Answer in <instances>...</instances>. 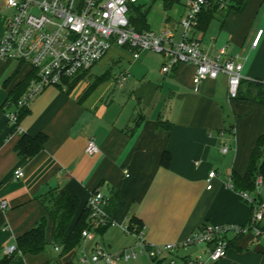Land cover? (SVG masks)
Returning <instances> with one entry per match:
<instances>
[{"label":"crops","instance_id":"crops-1","mask_svg":"<svg viewBox=\"0 0 264 264\" xmlns=\"http://www.w3.org/2000/svg\"><path fill=\"white\" fill-rule=\"evenodd\" d=\"M173 1L169 8L164 0H140L136 5L148 8L151 30L172 31L179 40L189 0ZM9 12L5 0H0V40ZM196 24L191 36L200 40L208 55L216 56L227 47L224 57L243 63L244 93L255 82L264 83V0H247L241 12H220L205 32ZM153 53L145 51L136 59L129 48H111L95 65H112L103 77L90 84L86 81L90 69L71 90L74 79L36 95L19 121L22 131L10 124L7 113L13 107L7 101L20 82L32 78L33 70L28 64L0 58V203L8 204L0 209V259L5 246L15 244L19 235L47 216L41 199L52 190L66 191L79 200L68 233L97 188L110 201L117 199L111 212L114 225L95 231L92 239L82 240L63 256L59 257L62 248L56 250L51 242L48 250L22 254L14 264H50L52 257V264L74 263L97 242L112 253L133 248L136 237L127 234L124 226L134 218L141 220L145 240L154 245L181 243L206 223L250 224L252 206L227 184L234 171L244 176L252 150L264 134V104L230 99L225 73L196 85L192 64L163 72L166 57L152 58ZM122 75L126 76L123 86L118 82ZM39 133L47 135L43 149L33 156L20 154L17 145L23 134ZM91 140L99 148L95 154L86 151ZM225 142L231 147L226 154L221 150ZM20 168L25 175L16 178ZM213 170L217 176L209 189ZM52 227L49 220L48 240ZM231 242L227 255L215 262L203 245H190L166 251L159 259L142 255L115 264H264L263 237L251 231Z\"/></svg>","mask_w":264,"mask_h":264},{"label":"built area","instance_id":"built-area-1","mask_svg":"<svg viewBox=\"0 0 264 264\" xmlns=\"http://www.w3.org/2000/svg\"><path fill=\"white\" fill-rule=\"evenodd\" d=\"M140 0H5L12 14L7 20L3 37L0 40V58L17 60L31 66L33 73L28 87L17 104L7 113L12 127L22 131L19 125L20 110L29 108L36 95L48 86H59L77 78L92 69L103 60L114 45L129 48L138 59L145 51L163 54L167 61L163 72H170L179 64L189 63L195 67L193 81L199 85L207 78L216 79L221 73L228 76L229 98L239 96L242 82L243 63L232 57H224L227 47L220 49L216 56L208 55L201 47L199 39L191 32L199 13L208 6V0H189L188 14L181 20L183 36L174 39V33L168 30L138 31L130 21L132 7ZM262 30L254 41L259 42ZM125 75L120 76L123 86ZM234 133V129H233ZM224 154L231 150L228 142L221 148ZM86 151L95 154L99 151L93 140L89 141ZM25 175L23 169H17L16 178ZM217 176L211 171L208 176V188L213 187L212 180ZM264 186V177L257 174L253 191L236 190L232 178L227 184L248 202L253 209L250 224H209L206 223L185 241L177 244L154 245L143 236V229L131 223L124 231L136 237L135 247L112 253L97 242L91 252H85L77 262L71 264H115L120 260L131 262L139 256L151 259L161 258L166 251H175L179 247L203 245L212 261L224 258L234 237L254 231L264 236V198L260 188ZM107 196L99 189L91 191L87 202L91 210L90 228L83 230V240L93 238V233L103 227L114 225L112 216L107 213ZM8 207L7 201L0 203V209ZM55 245L56 250H60ZM18 252L15 244L5 246L6 255Z\"/></svg>","mask_w":264,"mask_h":264},{"label":"trees","instance_id":"trees-1","mask_svg":"<svg viewBox=\"0 0 264 264\" xmlns=\"http://www.w3.org/2000/svg\"><path fill=\"white\" fill-rule=\"evenodd\" d=\"M165 7L169 8L174 1L173 0H164ZM209 4L205 7L198 15V20L196 28L205 32L213 19H215L220 12L223 11L224 15H227L229 12H241L247 0H208ZM148 9V8H147ZM144 9L141 5H134L132 7V14L130 15L131 24L140 32L150 30L147 21L148 10ZM85 73L79 75L69 84V90H71L76 84L77 81L83 77ZM11 79V78H9ZM8 79V80H9ZM30 78L25 79L17 85V88L10 93L7 102H12L17 104L19 99L25 93ZM100 80H97L92 84L86 91L85 95L91 92V90L99 83ZM68 80H66V83ZM242 84V82H241ZM61 86V85H59ZM249 95L247 96L240 86L238 98H243L255 102L264 104V83L255 82L253 84L252 90H250ZM28 108L20 110V117L26 114ZM18 121V122H19ZM15 130V127H13ZM230 132H233V127H231ZM47 139L45 133H39L37 135L23 134L20 139L17 150H19L22 155H36L44 147V143ZM164 164L167 165V160L164 159ZM262 174L264 177V134L261 135L248 159L247 168L244 176H241L236 171L232 174V180L236 190H248L253 191L255 188V178L257 174ZM108 198V197H107ZM42 204L44 205L47 216L41 218L38 224L32 229L26 231L25 233L19 235L16 238L15 245L17 246L18 252L10 255H4L0 259V264H14L20 255L32 254L36 255L48 250L50 243L53 242L54 245H59L62 248L60 256H63L72 250L76 249L83 240V230L90 228L91 224V210L88 208L87 204L77 216L76 222L72 227L71 231L68 233V229L72 220L76 215V211L79 207V200L77 197L71 196L66 191L56 192L54 190L50 191L49 194L45 195L42 199ZM107 203V213L111 216V212L116 207L117 199L114 197L112 200ZM51 220L53 223L52 227V236L51 240L47 238V227L48 221ZM138 225L139 228L143 229V223L141 220L134 218L131 221L132 227ZM107 227L99 229L100 231L105 230ZM232 242L230 241V244ZM54 258L50 260L52 264ZM68 262L66 264H71Z\"/></svg>","mask_w":264,"mask_h":264},{"label":"rangeland","instance_id":"rangeland-1","mask_svg":"<svg viewBox=\"0 0 264 264\" xmlns=\"http://www.w3.org/2000/svg\"><path fill=\"white\" fill-rule=\"evenodd\" d=\"M10 11H11V9H10ZM9 13H10V15H11V14H12V11L9 12ZM131 14H132V11L130 12V15H131ZM114 48H119V46H118V45H114ZM151 57H152V58H153V57H154V58H159V57H161V56H160V53L154 52L153 55H151ZM110 66H112V65L107 64V65L104 66V67L99 66V65L94 66V67L92 68V70H91L90 76L87 78L86 81H88V82L91 84V83L94 82V80H95L97 77H103V76L107 73V71H109V70L111 69ZM115 71H116V70H115ZM83 85H84V84L81 83L80 87L83 86ZM80 87H79V88H80ZM245 94H246L247 96L249 95V93H247V92H245ZM230 156H231V155H229L227 158H230ZM260 193H261L262 198H264V186H262V187L260 188ZM261 237L264 238V236H261Z\"/></svg>","mask_w":264,"mask_h":264}]
</instances>
